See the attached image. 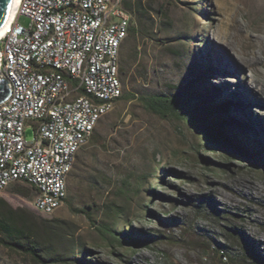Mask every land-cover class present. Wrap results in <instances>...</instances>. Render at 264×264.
I'll return each mask as SVG.
<instances>
[{"label":"rangeland","instance_id":"374dc122","mask_svg":"<svg viewBox=\"0 0 264 264\" xmlns=\"http://www.w3.org/2000/svg\"><path fill=\"white\" fill-rule=\"evenodd\" d=\"M146 1L163 6L153 11L156 38L139 47L146 67L132 66L136 80L132 85L122 78L123 89L173 95L193 84L208 104L225 106L215 117L247 153L209 139L198 111L164 118L140 99H122L97 125L110 142L99 152L97 182L89 183L86 148L76 158L79 169L68 176L71 206L91 205L90 215L67 203L50 215L37 213L68 221L76 264H233L225 254L250 263V247L264 255V53L258 50V61L246 56L255 49L249 36L264 38V0ZM18 23L28 27L31 19L20 14ZM133 49L126 39L123 53ZM35 135L27 124L26 138ZM122 187L129 192L125 198ZM0 197L36 211L34 192L24 182L0 190ZM109 200L125 202L128 218L121 217L117 228L125 242L104 238L95 225L106 218L101 208ZM0 264L36 263L0 247Z\"/></svg>","mask_w":264,"mask_h":264},{"label":"built area","instance_id":"2783aa9c","mask_svg":"<svg viewBox=\"0 0 264 264\" xmlns=\"http://www.w3.org/2000/svg\"><path fill=\"white\" fill-rule=\"evenodd\" d=\"M131 18L122 0H20L0 35V73L11 90L0 103V190L28 184L42 214L65 204L77 153L123 93Z\"/></svg>","mask_w":264,"mask_h":264},{"label":"trees","instance_id":"16d2710c","mask_svg":"<svg viewBox=\"0 0 264 264\" xmlns=\"http://www.w3.org/2000/svg\"><path fill=\"white\" fill-rule=\"evenodd\" d=\"M168 3L171 2L168 0ZM122 5L132 14L129 33L126 39L134 42V49L133 53L127 56L123 53L125 41L122 43L120 53V75L121 79H128L133 85L134 80H136V74L131 72V68L136 65L137 69L141 71L143 67H146L141 56L142 49L139 47L156 38L154 33L155 21L153 11L156 10L157 13L162 12L163 6L155 9L152 3L146 0H122ZM144 70L145 71L139 75L141 82H145L147 78L148 70L147 68ZM134 98L140 99L148 110L164 118L175 117L182 114H188V117L192 115L193 117V110L198 111L197 119H199L200 116L204 119L205 125L203 127L206 132L207 124V128L210 130L208 133L209 137H213V134L216 133L217 140L224 146H228L241 153H247L243 151L240 145L232 141L225 134L224 128L226 122L215 117L216 110L221 111L225 106L223 104H208L204 92L195 89L193 84L182 88L173 95L164 92L145 93L132 86L129 90L123 89V93L117 101L122 99L132 100ZM87 143L88 144L85 143L86 145L84 144L81 148H86V151L91 153L89 183H95L99 176L97 173L99 170V152L107 151L110 142L107 139V135L98 131L96 126ZM79 167L78 157V160L75 159L74 167L70 174L78 170ZM120 191V195L124 198L126 194L129 193L124 187H122ZM18 192L24 195L28 194V191L23 189H19ZM65 203L78 212L90 215L91 205H85V207H80L79 209L75 206H71L68 194ZM101 211H104L106 218L95 221V225L101 235L108 240L118 239L121 242H125L117 236L118 220L121 217L124 219L128 218L125 215L124 200L105 201L104 204H102ZM37 212L38 211L26 207H12L5 199L0 197V247L8 251L24 254L36 264L78 263V255L75 254L74 244L75 232L68 231L71 228L68 221L58 217H44ZM233 230L235 231L234 228ZM66 241L69 242L66 243ZM130 244L133 245L135 243ZM249 250L252 259L250 263L244 262L242 257L239 256L234 258L228 254L224 256L229 258L230 262H233V264H264V255L260 251L252 247H250Z\"/></svg>","mask_w":264,"mask_h":264},{"label":"bare ground","instance_id":"6f19581e","mask_svg":"<svg viewBox=\"0 0 264 264\" xmlns=\"http://www.w3.org/2000/svg\"><path fill=\"white\" fill-rule=\"evenodd\" d=\"M19 2L20 0H14V4L11 9L10 15L6 23L0 28V35L3 34L10 27L13 18L16 16L19 7ZM249 38H250V45L252 47H255V49L251 51V53L247 54L246 58L249 56L250 58L254 59V61H258L260 59L258 50H262L264 53V38L259 37L258 35H251L249 36ZM243 56L238 54L239 59L246 63V59ZM261 90L264 91V83H261Z\"/></svg>","mask_w":264,"mask_h":264},{"label":"water","instance_id":"95a60500","mask_svg":"<svg viewBox=\"0 0 264 264\" xmlns=\"http://www.w3.org/2000/svg\"><path fill=\"white\" fill-rule=\"evenodd\" d=\"M13 4H14V0H0V28L6 23L10 15L11 9L13 7ZM10 94H11V90L9 88L8 82L6 78L4 77V75L0 73V103L5 101L9 97ZM209 132L210 130L206 129V135L209 139L220 142L217 140L216 133L213 134V137H209L208 135Z\"/></svg>","mask_w":264,"mask_h":264}]
</instances>
